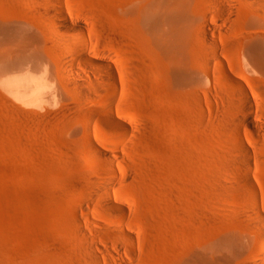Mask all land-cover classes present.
Returning <instances> with one entry per match:
<instances>
[{
  "label": "rangeland",
  "instance_id": "obj_1",
  "mask_svg": "<svg viewBox=\"0 0 264 264\" xmlns=\"http://www.w3.org/2000/svg\"><path fill=\"white\" fill-rule=\"evenodd\" d=\"M51 6L124 71L121 127ZM17 75L37 84L27 102L5 88ZM0 264H264V6L0 0Z\"/></svg>",
  "mask_w": 264,
  "mask_h": 264
},
{
  "label": "bare ground",
  "instance_id": "obj_2",
  "mask_svg": "<svg viewBox=\"0 0 264 264\" xmlns=\"http://www.w3.org/2000/svg\"><path fill=\"white\" fill-rule=\"evenodd\" d=\"M255 1H257L258 3H260V4H262L264 6V0H255ZM207 8H208L207 10L209 12H213V11L216 10L215 4L212 1H208ZM49 11L53 12L54 16L57 19L58 28L56 30H58V32L67 39L68 43H70V44L72 43L74 45H77L78 46L77 48L79 49L80 54L82 56H84V58H86L91 64H93L95 66V69L93 70V73L96 75V81H98L96 83H98V85L101 87V85L103 86L104 83H106V81H108V84H109V87H110V92H111V98L109 97L110 100L108 102V108H107V105H105V107L107 108V117H108L107 121H108L109 125L112 126L115 129L121 127V123H120L121 121H119L116 117H114L112 115L110 109L113 106L112 104H114V102H116L114 100L115 94H116V96L118 95L117 93H118L119 88L121 86L120 82H122L121 79L123 78L124 71L122 69H120L121 67L118 64H116V66H112L111 63H110V60H112V59H110L111 57L109 58V56L107 54H105L103 52L95 53V52L92 51V48H91V45H90V37H89V35L91 33L84 26L83 23L77 22V21H72L70 18H68V16L66 15V13L62 10V8L60 6H59L58 9L55 8L54 6H51V7H49ZM181 12H182L181 10L177 11V15L173 17L172 21H173L174 27H176L177 25L181 26L182 22L184 20L185 21L187 20V18H185V17H183L181 15ZM204 28H206V26ZM72 31L75 32L78 36H74V35L69 33V32H72ZM78 44H80V45H78ZM117 65L119 66L118 68H116ZM104 68L107 70L109 76H106L107 74L104 73V71H103ZM25 74H27V72ZM10 77L12 78L13 75L10 76ZM17 77H18V75L16 77H14L15 79L12 80V82H10L9 85L6 83L9 87L6 86L5 88H8V89L11 88V89L14 90V92L18 91L19 93H22L23 99L25 101L27 99V96H28V99H31L29 97H30V95H32V93H34V90H36L35 88L37 87L36 86L37 84L34 85V83H33L35 80L33 81L31 79H28V77H26V79L25 78L21 79L19 77V79L16 80ZM95 85L96 84H94V86L92 85V87L93 88L94 87H98V86H95ZM40 87L38 86V88H40ZM36 91H38V90H36ZM17 95L18 94H16L15 96H17ZM37 97H35V98H37ZM117 98H115V99H117ZM243 101H244V104L248 108H251L252 105L254 104L252 96L250 95V93L247 90H245L243 92ZM245 119H246V121L249 124L254 126L255 123H254V120L252 119L251 116L247 115ZM84 135L87 138L89 137L88 133H86V132L84 133ZM87 141H88L89 146L95 152V154L101 155V157L103 158L104 165L107 168H109L110 165H112V162H111L110 158L107 156V154L104 153V151L101 152V150H99L100 148L98 149L97 146H95L92 143V141H90V139H88ZM236 141H237V144H239V146L242 149L245 147L243 139L239 135L236 136ZM245 151H246L245 153L249 155L250 150L248 151V148H246ZM96 193H98V195L100 196V198L102 200V205L105 208H108V209H111V210H116V211H119V212H125L126 211L125 206L122 205L121 202H119L118 200H115L114 198H112L110 196L111 190L109 189V187L107 185L104 184V185L98 187V189L96 190ZM257 210L259 212V209H257ZM259 214H260V216H262L263 213H259Z\"/></svg>",
  "mask_w": 264,
  "mask_h": 264
}]
</instances>
